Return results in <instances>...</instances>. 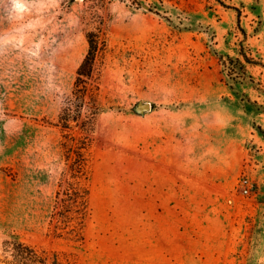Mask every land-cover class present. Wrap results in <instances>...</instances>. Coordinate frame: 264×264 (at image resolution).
Here are the masks:
<instances>
[{
    "label": "rangeland",
    "instance_id": "374dc122",
    "mask_svg": "<svg viewBox=\"0 0 264 264\" xmlns=\"http://www.w3.org/2000/svg\"><path fill=\"white\" fill-rule=\"evenodd\" d=\"M93 9L107 108L76 241L49 214ZM263 64L264 0H0V264L11 234L74 264H264Z\"/></svg>",
    "mask_w": 264,
    "mask_h": 264
},
{
    "label": "trees",
    "instance_id": "16d2710c",
    "mask_svg": "<svg viewBox=\"0 0 264 264\" xmlns=\"http://www.w3.org/2000/svg\"><path fill=\"white\" fill-rule=\"evenodd\" d=\"M236 9L240 23L241 11ZM89 17L93 29L86 32L88 51L77 69L72 92L66 96L56 123L62 130L61 147L66 166L49 214V224L55 233L76 241L84 239L90 213L92 147L96 142L98 118L107 108L102 96L99 65L107 45L106 24L98 10H91ZM241 55L243 57L220 54L230 76L243 77L248 74V64L259 63L252 55L245 52ZM2 249L3 264H74L65 253L28 243L15 234L3 240Z\"/></svg>",
    "mask_w": 264,
    "mask_h": 264
},
{
    "label": "water",
    "instance_id": "95a60500",
    "mask_svg": "<svg viewBox=\"0 0 264 264\" xmlns=\"http://www.w3.org/2000/svg\"><path fill=\"white\" fill-rule=\"evenodd\" d=\"M144 109L148 110L151 108V104L149 102L144 103L143 105Z\"/></svg>",
    "mask_w": 264,
    "mask_h": 264
},
{
    "label": "built area",
    "instance_id": "2783aa9c",
    "mask_svg": "<svg viewBox=\"0 0 264 264\" xmlns=\"http://www.w3.org/2000/svg\"><path fill=\"white\" fill-rule=\"evenodd\" d=\"M248 190H249L248 187H246L245 191L247 192Z\"/></svg>",
    "mask_w": 264,
    "mask_h": 264
}]
</instances>
